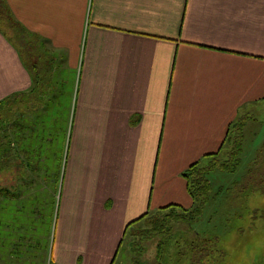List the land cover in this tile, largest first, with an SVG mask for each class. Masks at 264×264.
Segmentation results:
<instances>
[{
	"label": "crops",
	"instance_id": "crops-1",
	"mask_svg": "<svg viewBox=\"0 0 264 264\" xmlns=\"http://www.w3.org/2000/svg\"><path fill=\"white\" fill-rule=\"evenodd\" d=\"M8 2L38 40L0 33V100L29 90L28 115L63 123L60 149L52 138L45 152L61 151L62 192L76 183L93 214V264H114L130 222L193 206L184 173L219 157L232 123L264 100V0ZM62 240L56 264L88 263Z\"/></svg>",
	"mask_w": 264,
	"mask_h": 264
},
{
	"label": "rangeland",
	"instance_id": "rangeland-1",
	"mask_svg": "<svg viewBox=\"0 0 264 264\" xmlns=\"http://www.w3.org/2000/svg\"><path fill=\"white\" fill-rule=\"evenodd\" d=\"M32 103L34 109L36 99ZM15 108L11 102L1 105L7 117L0 127V187L11 193L0 192V262L56 264L53 249L60 247L63 232V251L72 257L81 254L87 264H93L97 245L93 214L84 215L78 206L81 196L74 191L76 183L69 193L65 186L62 192L61 151L45 152V140L52 138L53 147L60 149L63 123L39 121L31 113L16 115L20 121L16 123ZM246 111L250 114L238 118L245 120L238 160L229 162L232 170L213 167L208 171L211 191L203 212L185 217L169 214L186 212L181 205L149 212L128 228L114 264H132L133 259L141 264H264V100ZM26 119L28 128L22 125ZM231 136L219 154L221 161L230 158L235 148L232 132ZM212 160L203 159L200 165ZM45 176L53 183L45 184ZM29 178L42 183L34 184ZM206 239L209 243L204 246L222 250L223 260L214 259L210 250L207 260L200 262L197 248Z\"/></svg>",
	"mask_w": 264,
	"mask_h": 264
},
{
	"label": "trees",
	"instance_id": "trees-1",
	"mask_svg": "<svg viewBox=\"0 0 264 264\" xmlns=\"http://www.w3.org/2000/svg\"><path fill=\"white\" fill-rule=\"evenodd\" d=\"M0 33L4 35V37L12 44H20V43H34L35 40H38V37L34 34H32L28 29H26L13 15L12 10L10 8L8 0H0ZM28 96H29V90H25L22 92H17L14 94H10L0 100V127L2 125H5V113L1 109V105L4 102H7L10 104V102L13 104L15 111L13 112L14 119L16 123L20 122L18 119H16V115H21L22 113H28V111L25 110V108H28ZM6 109L7 105L5 106ZM9 110V109H8ZM7 114V110L5 111ZM28 119H26V122H22V125H24V128H28ZM245 120L243 118L237 120L236 122L232 123L230 127V132L233 133V139L234 141V149L230 151L231 156L230 158L221 161V158L218 156H213V160L209 161L207 165H200L199 162L194 163L188 170L184 173V176L188 179V188L190 195L193 198V206L191 208H182L183 211L186 212H170L178 215L179 217H185V216H199L204 209V206L206 202L209 199V193L211 191V185H210V180L208 179V171L213 168V167H218L220 169H225V170H232L233 164H229V162L234 159L238 160V153H239V143L241 142V138L243 136V125H244ZM229 137H232L231 134ZM11 193L8 188L3 189L0 187V192L1 191H6ZM13 194V193H12ZM179 206L178 204H170L166 207L160 208V209H165V208H171V207H176ZM159 209V210H160ZM167 214V213H166ZM149 213L144 214L142 217L133 220L132 222L129 223V227H131L134 223L139 221L140 219H144L148 217ZM168 215V214H167ZM166 230V229H165ZM167 231V230H166ZM132 236L134 233H131ZM126 235V232L124 236ZM132 237H128L127 239H131ZM124 239V238H123ZM123 239L120 244V248L118 249L117 253H119V250L121 249L123 245ZM211 241V240H210ZM209 243V240H204L203 245H200L197 249L199 254H200V262L204 263V260H207V255L210 252V250L215 254L214 259L218 260H223L224 253L222 250L215 248V246L210 245L209 248H207V245ZM130 248V246L128 247ZM126 249V253H127ZM137 252L133 255V258H136ZM117 254L114 258V261L116 260ZM113 264V263H112ZM132 264H141L138 263L136 260L133 259ZM147 264H153V263H147ZM156 264V263H155ZM160 264V262L158 263ZM221 264V262L217 263Z\"/></svg>",
	"mask_w": 264,
	"mask_h": 264
}]
</instances>
